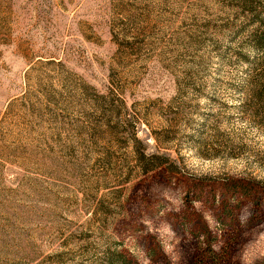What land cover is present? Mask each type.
<instances>
[{"label":"rangeland","instance_id":"1","mask_svg":"<svg viewBox=\"0 0 264 264\" xmlns=\"http://www.w3.org/2000/svg\"><path fill=\"white\" fill-rule=\"evenodd\" d=\"M259 23L264 0H0V264H264Z\"/></svg>","mask_w":264,"mask_h":264},{"label":"trees","instance_id":"2","mask_svg":"<svg viewBox=\"0 0 264 264\" xmlns=\"http://www.w3.org/2000/svg\"><path fill=\"white\" fill-rule=\"evenodd\" d=\"M247 47L252 49L254 58L251 60V64L254 66L252 72L248 75L247 82L244 89L246 95L245 100L248 103L249 108L254 110L252 116L258 121V123L264 125V23H259L250 31L246 36ZM135 143L142 144L141 140L134 137ZM141 151L135 148L138 155L137 165L142 171L153 170L157 166H161L167 160L166 155L158 153H147L146 146L142 144Z\"/></svg>","mask_w":264,"mask_h":264}]
</instances>
